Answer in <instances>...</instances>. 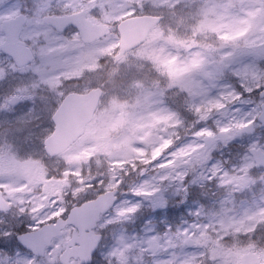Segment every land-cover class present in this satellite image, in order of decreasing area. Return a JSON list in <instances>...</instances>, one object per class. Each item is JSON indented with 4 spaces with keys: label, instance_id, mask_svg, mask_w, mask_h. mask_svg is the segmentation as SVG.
I'll list each match as a JSON object with an SVG mask.
<instances>
[{
    "label": "clouds",
    "instance_id": "clouds-1",
    "mask_svg": "<svg viewBox=\"0 0 264 264\" xmlns=\"http://www.w3.org/2000/svg\"><path fill=\"white\" fill-rule=\"evenodd\" d=\"M27 7L31 11L39 4L29 0ZM148 8L151 11L146 12L142 4L131 0L114 14L112 35L89 46L93 49L90 55L78 49L71 53V64L44 74L23 73L22 84L17 82L9 90L8 95L15 96L21 87L27 89L18 104L0 112V120L9 123L27 118L37 124L45 115L51 119L65 100L90 94L96 97L89 112L91 119L125 113L126 127L150 125L136 130L130 144L111 155L98 151L89 163L95 159L104 163L94 173L86 174L61 159L62 168L72 167L78 175L65 181L61 174L50 185L23 176L13 178V194L5 191L0 199V224L18 220L28 231L36 225L64 222L71 229L75 209L96 206L94 219L83 229L90 239L87 246L81 248L76 241L74 248H67L64 237L57 236L43 253L31 252L27 264H124L122 238L140 217L156 211L153 205L157 200L163 201V208L183 204L197 214L193 233L184 237L183 243L197 246L195 254L201 259L189 255L182 264H230L227 257L236 249L224 237L241 231L250 235L235 241L243 245L240 251L253 257L252 264H264V240L251 239L257 229L254 218L235 219L225 211L244 198L264 201V159L257 158V145L264 148V84L257 87L237 81L229 92L231 100L214 102L217 110L213 112L197 106L169 75L170 67L184 64L191 68L200 56L212 54L213 45L225 48L229 41L222 38L224 32L244 36L248 28L247 21H242L251 13L245 12L243 0H154ZM73 11L58 0H48L46 12L52 16H70ZM143 15L153 17L146 32L135 43H122L121 24ZM181 28L186 39L177 44L174 37ZM196 42L198 47L193 46ZM129 65L139 75L125 83L117 69ZM231 80L230 67L222 64L216 82ZM246 100L252 103L244 105ZM19 105H24L25 111L18 112ZM46 105L55 107L49 112ZM231 112L236 115L229 119L225 113ZM149 132L152 135L145 141L136 138ZM234 143L241 146L235 154L231 153ZM93 145V141L84 140L82 146L88 149ZM113 161L123 166L114 167ZM8 183V177L0 179V187ZM20 188L24 191L17 190ZM193 191L197 193L194 198ZM259 227L264 229V222ZM79 231L74 230V235ZM0 234L7 237L12 231L5 227ZM24 234L16 233L21 244ZM52 253L55 256L50 261Z\"/></svg>",
    "mask_w": 264,
    "mask_h": 264
},
{
    "label": "rangeland",
    "instance_id": "rangeland-1",
    "mask_svg": "<svg viewBox=\"0 0 264 264\" xmlns=\"http://www.w3.org/2000/svg\"><path fill=\"white\" fill-rule=\"evenodd\" d=\"M142 1L135 0L139 4ZM28 2L29 0L27 2H15L8 7L0 9V26L2 21L12 18L21 13L22 10L28 11L27 7H25ZM58 2L72 8L73 12L87 8L89 15L94 19L100 18L98 15L95 16V14L99 13L102 15L101 20L106 19V23L111 24L114 14L119 12L131 0H113L107 4L102 3V0H58ZM243 3L246 5L245 12L251 13L250 17L245 16L244 21H242V23L247 21L245 26L248 28L244 36L241 37L235 31L232 33L224 32L222 38L229 41L225 48L221 49L217 45H213L214 51L212 54L200 56L198 62L191 68L184 64L169 68V75L175 78L176 83L189 95V98L197 106L209 111L214 112L217 110L214 107V102L223 103L231 100L229 92L232 89V85L237 81L240 83L251 82L257 87L264 84V0H243ZM47 4L48 0H42L37 10L27 12L31 21L24 27L25 29L20 36L22 41L33 43L36 41L32 45V48L34 46L35 49V61L30 67L24 71H18L13 65L9 64L8 60L0 56V85L6 83V86H8L1 93H9L10 88L17 82L22 84L23 73L35 71L44 74L71 64L73 62L71 53L76 52L78 49L85 50L86 55L91 54L93 49L84 47L76 35L69 34L62 38L57 35H50L48 28L43 27L42 24L40 26L41 16L47 14ZM106 6H109L110 9L107 12L108 15L105 16L103 9ZM179 23L183 24L184 22L180 20ZM45 35L46 43L39 45V40ZM111 35L112 33H109L108 37ZM184 39H186L184 29H178V37H174V40L177 44H183ZM3 42H5L4 35L0 29V45ZM193 46L198 47L199 42L194 43ZM108 51L110 52L111 49H108ZM173 64H175V60ZM222 64H227L231 69L232 80L229 83L219 84L216 82ZM117 72L125 83L135 80L139 75L137 69L131 65L118 68ZM133 73L135 76L132 78ZM209 84L212 87H208ZM26 92L27 89L24 87L17 91L20 100L24 98ZM122 95L126 96L127 93ZM11 97L8 94L0 97V112L11 109L10 104H8ZM221 97H224V100H221ZM250 103H252L251 100L244 101V105ZM49 106L46 105V111L53 108ZM24 109L25 106L20 105L17 111L23 112ZM225 115L232 119L236 113H225ZM47 119L48 116L45 115L42 118V123L34 125L33 128L35 129L26 133V140L25 136L21 135L23 133L22 124L26 122V119L19 123H9L8 121L0 120V179L8 177L10 181V183L3 185L0 189L4 191L13 190V178L16 176H23L38 183L50 185L56 183L61 174L65 181H67L69 176L78 175L72 167L62 168L60 166L61 159L67 164L75 165L76 168H82L86 174L94 173L104 163L102 159H95L89 163L90 159L98 151H103L105 156L111 155L112 151H118L129 145L136 130L150 127V125L145 124H135L132 127H126L128 120L125 113H121L114 118L93 120L87 128L86 134L59 160L50 163V166H52L50 174L45 172L44 167L41 166L44 154L42 152V141H39L41 136L49 134L48 124H45ZM20 135L22 137L18 140ZM151 135L152 133L149 132L144 137L136 138L145 141ZM84 140H91L94 145L85 149L82 146ZM257 148L264 152V148L259 145H257ZM240 150L241 146L239 144L234 143L231 145V153L235 154ZM135 151L142 154L141 150ZM111 163L114 167L123 166L119 161ZM42 165L45 166L44 164ZM248 201L251 206L242 202L235 208L231 205L232 207L227 208L225 211L235 219L243 218L249 220L254 218L255 223H257V220H264V201L253 198ZM162 205L163 201H154L153 207L156 211L154 213H146L140 217L135 225L128 229V235L122 238L121 251L124 256V264H147L149 261H155L156 264H182V261L189 255H195L197 261L201 259L198 254H195L197 246L193 245V248H188L183 245V238L186 236L190 237L193 233V228L196 226L194 217L197 214L183 204L170 205L167 208H163ZM182 207L186 208L185 210L190 220L182 219V222H179L181 217L178 218L176 213L177 210L181 211ZM171 208L174 212L170 218H166L165 215ZM224 239L229 240V237L225 236ZM255 240H264V233H260ZM153 243L158 245V253L153 254L151 252ZM232 244H234L236 252L234 255L227 257V259L230 264H239L240 258L246 253L240 251L243 247L242 244H236L235 241ZM49 260L51 261L52 258L49 257ZM26 263L27 259L25 257L14 254L8 260H4L2 264Z\"/></svg>",
    "mask_w": 264,
    "mask_h": 264
},
{
    "label": "water",
    "instance_id": "water-1",
    "mask_svg": "<svg viewBox=\"0 0 264 264\" xmlns=\"http://www.w3.org/2000/svg\"><path fill=\"white\" fill-rule=\"evenodd\" d=\"M7 0H0V3ZM153 19L140 18L130 19V21L123 22L121 24V32L124 34V44L135 43L136 40L146 32L150 22ZM23 18H17L11 22H5L2 25V29L7 36L8 44L0 47L1 51L14 58L19 65L29 63L32 60L29 50L25 49L24 45L17 42V35L21 30L23 24ZM46 23L57 29L60 32L66 30L67 27L73 26L79 30V34L85 44L91 43L99 38L103 37L106 29L100 26L91 25L89 21H86L82 13L65 17H48L45 19ZM96 103V97L93 95H83L79 97L70 98L65 100L59 107L53 122L55 123V129L53 135L45 142L46 153L50 155H57L65 151L76 141L82 134H84L85 127L91 121L89 112L92 106ZM257 158L264 159V154L257 150ZM99 203V202H97ZM96 212L95 205H84V207L75 209L70 219V224H75L78 227L87 228L94 219ZM59 226H47L43 227L40 231L32 233V235H25L22 237L24 248L30 252L42 253L43 248L48 245L50 240L54 236L60 234ZM85 243L82 246L85 247L90 243L88 236H85ZM75 239L71 240L70 244H74ZM191 247V244H185ZM153 251L156 252V246L153 247ZM253 257L246 255L242 258L241 264H252Z\"/></svg>",
    "mask_w": 264,
    "mask_h": 264
},
{
    "label": "flooded vegetation",
    "instance_id": "flooded-vegetation-1",
    "mask_svg": "<svg viewBox=\"0 0 264 264\" xmlns=\"http://www.w3.org/2000/svg\"><path fill=\"white\" fill-rule=\"evenodd\" d=\"M23 1H25V2H27V0H11V2H6V3H4V4H2V5H0V9H2V8H4V7H8V6H10L12 3H15V2H23ZM44 1V0H43ZM111 1H113V0H102V3H104V4H107V3H110ZM37 3L38 4H41L42 3V0H37ZM151 3H154V0H143L142 2H141V4L144 6V10L146 11V12H149V11H151V9L150 8H148V5L149 4H151ZM25 7H27V4L25 5ZM27 9H28V7H27ZM109 6L107 7H104V9H103V14L106 16V15H108L107 14V12L109 11ZM33 10H37V9H32L31 11L28 9V11H25V10H22V12L21 13H19V14H17V15H15V16H13L12 18L14 19L15 17H18V16H24V17H26V23H25V25L23 26V30L25 29L24 27L31 21V18L29 17V15L27 14V12H33ZM80 11H83L84 12V15H86V18H88L89 19V21L92 23V24H94V25H104V26H106V28H107V35L109 36V33H111V27H112V25L110 24V23H106V19H103V20H101L102 19V15L101 14H99V13H97V14H95V16H100V18H93L91 15H89V12H88V10H87V8L86 9H80L78 12H80ZM47 15H49V16H52L51 14H49V13H47V14H44L43 16H41V18H40V22L41 23H39L38 21V23L40 24V26H41V24H42V26H44V27H46V28H48L49 30V32H50V35H57L58 37H66V35H69V34H73V35H76V31L74 30V29H72V28H69V29H67L66 30V32L65 33H63V34H59L58 32H56V31H54L52 28H50V27H48V26H45V25H43V19H44V16H47ZM12 18H10V19H8V20H12ZM5 21V20H4ZM3 22V21H2ZM2 22H1V24H2ZM23 30L21 31V34H22V32H23ZM21 34H20V36H21ZM77 36V35H76ZM46 35L44 36V37H42L40 40H39V45H43V44H45L46 43ZM78 37V36H77ZM20 38V37H19ZM79 39H80V37H79ZM4 40H5V36H4ZM24 42H25V44H26V47L28 48V49H30V51L32 52V54H35V49H34V46H33V48H32V45L34 44V43H36V41H34V43L33 42H30V41H25V40H23ZM38 41V40H37ZM101 40H99L98 42H100ZM80 42H81V39H80ZM98 42H94V43H92V44H90V45H88V46H85V45H83L84 47H86V48H88L89 46H92V45H95V44H98ZM0 56H2V57H4L6 60H8L9 61V64L10 65H13L18 71H24L26 68H28V67H30V65H27V66H24V67H19L15 62H13L10 58H8L7 56H5V55H2L1 53H0ZM6 88H8V86H6V83H4V84H2V85H0V97H2V96H4V94H8V93H1L2 91H4V89H6ZM18 93H16V95L15 96H12L11 98H10V100H9V102H8V104H10V107L13 105V104H18V102H19V100H20V98H19V96L17 95ZM14 98H16L15 100H12V99H14ZM19 107H20V105L17 107V110H19ZM49 107H55V105H50ZM53 108H51L50 110H52ZM49 110V111H50ZM24 111H25V109H24ZM52 118V117H51ZM43 122V120L41 119L38 123H42ZM37 123V124H38ZM37 124H32V123H29L28 122V120H27V118H26V122L24 123V124H22L23 125V127H22V129H23V133L21 134V135H24L25 137V140L27 139L26 138V133L27 132H30L32 129H35V128H33L34 127V125H37ZM45 124H48L47 126H48V128H49V126L51 125V128L53 127V124H52V121H51V119H47L46 121H45ZM32 132V131H31ZM20 135V137H18V140H19V138H21L22 136ZM48 137V135H43V136H41L40 138H39V141H42V142H44V140L46 139ZM32 142V141H31ZM1 144V143H0ZM1 191H0V199H2V197H3V195H4V193H5V191L3 190V189H0ZM18 191H24V189H19ZM7 193L9 194V195H11V194H13V190H9V191H7ZM249 199H252V198H244V201H243V203L244 204H249L250 206H251V204L249 203ZM253 199H255V198H253ZM239 204V203H238ZM238 204H236V205H233L234 206V208L238 205ZM232 206L231 205H229L227 208H231ZM252 209V208H251ZM262 222H264V220H257V223H256V225H257V229H256V233L258 232V231H264V229H260V227H259V224L260 223H262ZM5 227H7V228H9L11 231H12V235H9V236H7V237H5L4 235H2V234H0V264H2L3 262H4V260H8L9 259V257L11 256L12 257V255H14V254H18V255H20L21 257H25L26 259H27V261H28V258H29V256H30V254L28 253V252H26L25 250H23L21 247H20V245L18 244V241H17V238H16V233L17 232H22V233H25V234H28V233H32L33 231H35V230H38V229H40L41 228V226L40 225H36V226H34L31 230H28V231H26L25 230V227H24V225L20 222V221H18V220H8L7 221V224L5 225V224H0V229H3V228H5ZM73 233H74V230H73V228L71 227V229H69L68 227H64V229H63V234H62V236L64 237V239H63V244H64V246H66V243L68 242V240L72 237V235H73ZM245 235L246 234H248V233H245V232H243ZM52 243H53V240H52ZM51 243V244H52ZM54 256H55V253L54 254H52V255H49V257H51L52 258V260L51 261H53V258H54ZM27 264V263H26Z\"/></svg>",
    "mask_w": 264,
    "mask_h": 264
},
{
    "label": "trees",
    "instance_id": "trees-1",
    "mask_svg": "<svg viewBox=\"0 0 264 264\" xmlns=\"http://www.w3.org/2000/svg\"><path fill=\"white\" fill-rule=\"evenodd\" d=\"M135 75L132 76V78L134 77ZM125 94V93H124Z\"/></svg>",
    "mask_w": 264,
    "mask_h": 264
},
{
    "label": "snow or ice",
    "instance_id": "snow-or-ice-1",
    "mask_svg": "<svg viewBox=\"0 0 264 264\" xmlns=\"http://www.w3.org/2000/svg\"><path fill=\"white\" fill-rule=\"evenodd\" d=\"M195 63V62H194Z\"/></svg>",
    "mask_w": 264,
    "mask_h": 264
}]
</instances>
